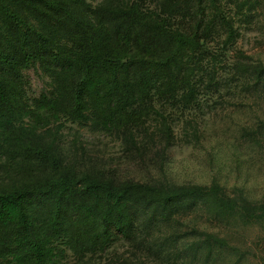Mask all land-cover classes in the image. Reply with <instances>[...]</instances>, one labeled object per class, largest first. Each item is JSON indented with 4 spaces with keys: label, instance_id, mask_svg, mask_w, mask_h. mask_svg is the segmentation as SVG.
I'll return each mask as SVG.
<instances>
[{
    "label": "trees",
    "instance_id": "trees-1",
    "mask_svg": "<svg viewBox=\"0 0 264 264\" xmlns=\"http://www.w3.org/2000/svg\"><path fill=\"white\" fill-rule=\"evenodd\" d=\"M189 1L102 0L93 7L87 0H0V264H59V241L86 264L117 238L134 239L146 228L140 211L154 220L157 210L179 203L190 211L209 205L214 220L241 213L264 222V204H241L216 182L117 183L98 172L79 173L48 135L52 123L62 128L67 121L124 132L159 114L167 124L157 104L189 110L198 104L200 85L218 90L236 19L251 23L264 0H196L208 22L202 29L175 26L191 14ZM213 37L218 52L208 43ZM32 61L52 78L51 92L34 101L22 74ZM232 66L249 88L264 81L262 63ZM204 235L207 256L211 247H230Z\"/></svg>",
    "mask_w": 264,
    "mask_h": 264
},
{
    "label": "rangeland",
    "instance_id": "rangeland-1",
    "mask_svg": "<svg viewBox=\"0 0 264 264\" xmlns=\"http://www.w3.org/2000/svg\"><path fill=\"white\" fill-rule=\"evenodd\" d=\"M87 1L95 7L102 0ZM189 2L191 14L186 21L178 18L175 26L202 29L209 17L198 10L196 0ZM203 6L208 13L209 4L203 2ZM263 6L258 7L261 13L251 23L236 19V38L226 51L228 66L219 65L218 90L209 92L200 85L198 104L189 110L156 105L167 124L159 114L139 129L124 132L96 131L89 124L72 121L62 128L52 123L48 135L65 164L79 173L98 172L117 183L216 182L241 204L244 199L264 204V81L249 88L242 79L234 78L232 69L240 60L264 64ZM227 9L234 11L233 6ZM216 39L208 43L218 52L221 47ZM22 74L30 101L51 92L50 73L38 61H32ZM156 212L159 218L152 220L140 211V223H148L146 228L136 231L134 239L117 238L105 252L87 257L86 264H264L262 221L249 222L241 213L214 220L209 205L190 211L188 204L179 203ZM204 233L226 239L230 247H211L207 256ZM57 246L64 250L59 264H81L66 245L59 241Z\"/></svg>",
    "mask_w": 264,
    "mask_h": 264
}]
</instances>
